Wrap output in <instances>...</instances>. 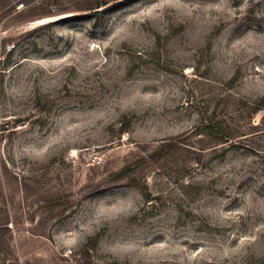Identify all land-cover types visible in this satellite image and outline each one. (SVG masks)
Masks as SVG:
<instances>
[{
  "label": "rangeland",
  "instance_id": "obj_1",
  "mask_svg": "<svg viewBox=\"0 0 264 264\" xmlns=\"http://www.w3.org/2000/svg\"><path fill=\"white\" fill-rule=\"evenodd\" d=\"M88 1L0 0V264H264V0Z\"/></svg>",
  "mask_w": 264,
  "mask_h": 264
},
{
  "label": "trees",
  "instance_id": "obj_2",
  "mask_svg": "<svg viewBox=\"0 0 264 264\" xmlns=\"http://www.w3.org/2000/svg\"><path fill=\"white\" fill-rule=\"evenodd\" d=\"M22 0H10V2L12 3V9H14V11L16 13L21 14L22 10H18V8H16V6L18 5L19 2H21ZM125 0H120V1H115V0H89L87 4L77 7V10L79 11H84V12H74L66 17H63L59 20H70V19H83V18H89L92 16H96V15H105L107 14L110 10H113L115 8V6H117L118 4H120L121 2H123ZM87 11V12H85ZM54 22V21H51ZM49 22V23H51ZM15 44H12V46L8 49L7 54H10L12 52V50H14ZM4 54V51L1 49L0 50V55L2 56ZM1 60V58H0ZM14 65H19L20 62L19 60L14 61L13 62ZM6 64V63H5ZM7 65V64H6ZM211 126H214L213 124H211ZM214 128V129H213ZM211 127V130H215L216 132L221 131L224 127H221L220 129L216 127V125L214 127ZM231 138V135H225L224 137H222V139H224L225 142H228Z\"/></svg>",
  "mask_w": 264,
  "mask_h": 264
}]
</instances>
